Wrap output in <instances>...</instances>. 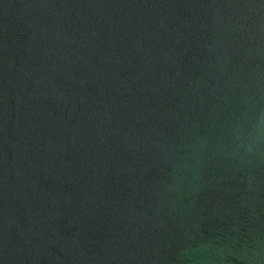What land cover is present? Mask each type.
<instances>
[{
    "label": "water",
    "instance_id": "obj_1",
    "mask_svg": "<svg viewBox=\"0 0 264 264\" xmlns=\"http://www.w3.org/2000/svg\"><path fill=\"white\" fill-rule=\"evenodd\" d=\"M0 264H264V0H0Z\"/></svg>",
    "mask_w": 264,
    "mask_h": 264
}]
</instances>
